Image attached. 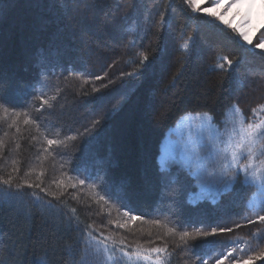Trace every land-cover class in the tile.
I'll return each instance as SVG.
<instances>
[{"label":"trees","instance_id":"1","mask_svg":"<svg viewBox=\"0 0 264 264\" xmlns=\"http://www.w3.org/2000/svg\"><path fill=\"white\" fill-rule=\"evenodd\" d=\"M161 12L166 14L163 24ZM190 35V49L184 51L180 45ZM260 39L264 36L257 33L252 46L243 45L218 21L191 13L183 0H96L95 4L0 0V74L9 88L7 99L40 125L37 131L36 125H24L23 117L16 126L11 119H0V176L12 174L14 183H41L52 192L57 191L52 180L65 179L61 164L75 170L68 175L84 178L95 175L98 162L104 161L107 187L114 193L127 184L135 215L170 210V218L180 226L178 232H192L202 224L204 231L214 226L233 228L230 233L189 241L186 251L178 235L163 236L164 228L139 222L126 229L109 225L116 213L96 215L99 206L91 203L86 185L84 192L68 188L62 196L64 204L25 186L16 198L0 200V264H44L45 259L46 264H80L81 241L89 224L129 245L147 249L167 244L173 253L170 264H197L206 249L225 255L234 249L240 259L259 257L264 238L257 243L253 233L261 229L264 236V225H247L244 219L264 214H254L248 207L254 189L237 184L215 204L189 203L197 181L178 165L161 174L157 158L166 132L185 113L209 112L219 122L224 109L236 103L251 118V109L264 103V52L254 48ZM139 52L150 56L149 69L121 76L136 69ZM221 56L237 57V66L231 72L215 69L223 62L217 59ZM41 96L52 107L44 105L37 112ZM165 112L166 118H161ZM97 120L99 126L93 127ZM85 129L91 130L87 138L78 136L67 147H54L51 156L44 153L46 142L40 132L63 140ZM173 177L176 185L166 187ZM33 191L54 207L37 202ZM71 207L78 209L79 225L75 221L68 225L64 214ZM153 218L149 215L146 220ZM237 224L241 227L235 228ZM249 247L251 251L241 255ZM224 264L232 262L225 259ZM251 264H264V257Z\"/></svg>","mask_w":264,"mask_h":264},{"label":"snow or ice","instance_id":"2","mask_svg":"<svg viewBox=\"0 0 264 264\" xmlns=\"http://www.w3.org/2000/svg\"><path fill=\"white\" fill-rule=\"evenodd\" d=\"M65 0H61L64 3ZM74 2V0H73ZM209 0H183V4L191 10L195 15H202L213 18L220 24L226 26L235 34V37L243 42V45L252 46L253 38L257 33L264 36V11L257 14L254 9L257 4L261 9H264V0H210L211 7L203 6ZM88 3L95 4L96 0H88ZM233 9L235 11L233 12ZM223 10V11H222ZM232 14V19L228 18V14ZM161 24L165 22V13L161 12ZM259 15V20H257ZM238 18V23L236 22ZM190 35L183 41L180 48L184 51L190 49V42L192 41ZM255 49H260L264 52V39H260L254 45ZM140 57L139 64L132 73H121V76H131L136 73H143L151 66V58L144 52L138 53ZM222 63H217L215 69L231 72L238 64V58H229L228 56H221L217 58ZM225 64L227 68H225ZM71 72L72 70L69 69ZM183 72V66L179 70ZM44 75V73H42ZM100 79V77H97ZM176 76H173V80ZM104 87H107L105 85ZM39 90V86H37ZM98 92L97 89H93ZM9 92L8 86L5 84L3 75L0 74V119H11L12 126L19 124L20 118L23 117L24 125H36L39 131L40 125L37 119L32 118L28 112L17 111L16 107L7 99ZM41 99V111L44 105L52 107L48 100ZM55 100L56 97H51ZM113 107H115L113 105ZM107 111V109H105ZM261 113H264V103L258 104L251 109V118H247L243 110L238 104L233 103L224 109L219 122L216 117L209 112H197L194 115L185 113L181 119L191 121L187 127V134L178 142H173L170 146L163 147L161 154L157 158L159 171L161 174L169 173L173 165H178L179 169L187 172V174L195 181H197L196 193H189V203H196L192 196H196L199 201H209L212 204L217 203L219 198L224 194L231 192L235 186L239 184L242 188L254 189V194L248 207L253 213H264V118H261ZM167 113H162L161 118H166ZM100 120L93 122V127H98ZM21 131L20 127H16V132ZM91 134L90 129H85L83 133L66 136L63 140L58 138H50L46 132H40L46 142L44 153L51 156L52 149L57 146L67 147V142L76 140L79 137L87 138ZM56 135H59L57 133ZM33 141L37 140V136L32 137ZM41 159V157H37ZM42 162V160H41ZM72 158L66 162L69 165ZM15 163V161H13ZM100 167L97 169L95 175L87 174L84 178H80V174L68 175V172L75 171L74 169L65 168L61 164V175L65 179H53L52 184L56 185L57 191H48L47 188L42 187L41 183H32L23 180L21 183H14V176L9 174L7 178L0 176V200H12L22 193L25 186L29 189H39V193L51 196L64 204L62 196L67 192L68 188L77 189L81 192L85 191L92 195V202L99 206V212L96 215H101L105 211L109 215L115 212L116 219H110L109 225H116L120 229H126L130 225L139 223H149L152 226L166 229L163 233L164 237L169 235H178L180 245L184 246L186 251H190L189 241H194L200 238H207L215 236L220 233L232 232L233 228L211 227L210 231H204L205 225L195 228L194 231H179L180 227L171 217L170 210L168 212H161L159 209L153 213H141L135 215L137 211L130 200V191L127 184H121L116 188L115 192H111L107 187V169L104 167L105 162H98ZM18 172V169H14ZM81 172H87V169H81ZM43 176V173L40 174ZM39 179V177H38ZM75 181V182H73ZM177 183L176 177H173L166 187L175 186ZM33 191L31 195L35 197L37 202L42 203L46 208H53L51 200H44L43 197ZM73 199L79 200L78 196H73ZM89 203L88 207H91ZM78 209L71 207L68 213H65V218L68 225L71 226L73 221L77 225L82 223L80 217L77 215ZM70 213V215H69ZM152 215L155 218L146 220V217ZM247 225H254L257 222L264 225V214H255L254 218H244ZM173 226H169V225ZM235 228H240L241 225H234ZM261 229H257L253 236L259 240L264 238L261 236ZM143 232V229H141ZM97 233V234H94ZM149 235L151 232L149 231ZM162 238V237H157ZM81 243L84 245V255L81 257L80 264H170V258L173 253L168 252V245L164 247H152L145 249L143 246L129 245L125 240L119 239L112 234H105L97 228H93L91 224L84 229V236ZM179 247V245H178ZM251 251V248L241 250V255L244 252ZM219 255V259L215 257ZM206 257V258H205ZM260 257H264V252L259 254V257L248 256L247 259H240L236 255L234 249H229L225 255L223 252L216 253L210 249H206L201 255L197 257V264H210L212 259H215V264H224L225 259H228L232 264H251V262ZM46 264V259L44 260Z\"/></svg>","mask_w":264,"mask_h":264},{"label":"rangeland","instance_id":"3","mask_svg":"<svg viewBox=\"0 0 264 264\" xmlns=\"http://www.w3.org/2000/svg\"><path fill=\"white\" fill-rule=\"evenodd\" d=\"M203 6L211 7L210 0H209L208 3L203 4L202 7ZM234 11H235V9H233V12ZM254 11L257 14H259L261 11H264V9H261L260 5L257 4L256 7H255V9H254ZM228 18L229 19H232L233 18L231 13L228 14ZM259 18H260L259 15H257V20H259ZM236 22L238 23V18H237ZM76 35H77V37L80 36V35H78L77 31H76ZM79 39H81V38H79ZM24 59H26V56L24 57ZM261 118H264V113H261ZM190 123H191V121H185V120H183V119L180 118L173 126H171L168 129V131L166 132L165 137L163 138V140L161 142L159 155L161 154V150H162L163 147L170 146L173 142H178L181 139V137L186 136V134H187V127H188V125ZM197 191H198V189H197ZM252 197H251V199H252ZM192 199L193 200H197L196 196H193ZM251 199H250V201H251Z\"/></svg>","mask_w":264,"mask_h":264}]
</instances>
